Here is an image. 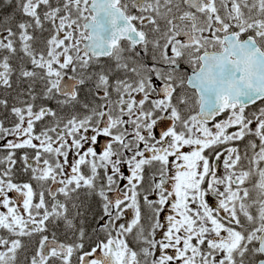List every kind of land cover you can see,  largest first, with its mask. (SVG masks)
Masks as SVG:
<instances>
[{"label":"snow or ice","instance_id":"1","mask_svg":"<svg viewBox=\"0 0 264 264\" xmlns=\"http://www.w3.org/2000/svg\"><path fill=\"white\" fill-rule=\"evenodd\" d=\"M0 264H264V0H0Z\"/></svg>","mask_w":264,"mask_h":264}]
</instances>
